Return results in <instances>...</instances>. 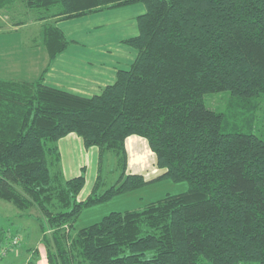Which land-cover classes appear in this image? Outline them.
<instances>
[{"label": "trees", "instance_id": "1", "mask_svg": "<svg viewBox=\"0 0 264 264\" xmlns=\"http://www.w3.org/2000/svg\"><path fill=\"white\" fill-rule=\"evenodd\" d=\"M140 3L137 35L121 42L136 57L98 95L0 78V200L42 213L48 264H264V142L203 102L264 100V0H0V10L44 22L38 45L52 60L70 44L59 21ZM71 134L98 149L99 169L105 153L125 169L126 140L143 138L164 170L154 181L188 189L72 233L85 208L150 182L128 174L73 201L85 179L63 182L56 145Z\"/></svg>", "mask_w": 264, "mask_h": 264}, {"label": "rangeland", "instance_id": "2", "mask_svg": "<svg viewBox=\"0 0 264 264\" xmlns=\"http://www.w3.org/2000/svg\"><path fill=\"white\" fill-rule=\"evenodd\" d=\"M131 7H134L133 10L140 8V13L145 12V7L141 3L131 5ZM67 35L71 37L68 32ZM108 35L111 36L112 32ZM12 75L0 71V78H12L14 76ZM230 101L229 92L206 94L203 98L207 109L223 114L230 124L237 125V128L243 131L252 132L264 142L263 98L251 100L246 104V107L234 106L230 104ZM249 118L252 120L248 123L246 120ZM71 136L79 138L74 134ZM79 140L80 143L76 142V144L69 143V141L63 143L62 140L56 143L60 153L58 169L62 174L63 182L80 175L85 179L83 189L73 201L81 202L94 195L100 197L110 187L124 180L128 174L142 175L145 180H150V183L141 189L85 208L74 222L72 233L100 222L110 213L142 209L146 204L158 201L166 195L181 194L188 189L186 182L174 183L169 179L151 182L152 179L163 174L164 170L156 166L155 155L143 138L133 136L130 137V140H135V142L128 143V145L126 143L127 166L125 169L118 168L117 158L113 153L103 155L102 165L99 169L98 149L96 147L86 149L81 138ZM49 169L52 171L50 166ZM44 221L42 213L36 208L20 211L12 204L0 200V245L2 248L10 246L6 257L2 260L3 263L5 262L4 264H48L46 249L41 242V223ZM50 231L48 230L46 233L50 235ZM14 238H16L17 244L11 246Z\"/></svg>", "mask_w": 264, "mask_h": 264}, {"label": "crops", "instance_id": "3", "mask_svg": "<svg viewBox=\"0 0 264 264\" xmlns=\"http://www.w3.org/2000/svg\"><path fill=\"white\" fill-rule=\"evenodd\" d=\"M134 7L59 21L56 26L70 44L52 60L46 49L38 45L44 22L32 18L17 20L0 10V71L15 76L1 79L31 83L40 80L48 87L81 97L98 95L112 85L117 72L128 69L136 57L133 49L121 43L137 35L136 18L143 13L140 8L133 10ZM61 140L80 143L79 138L71 135ZM133 142L135 140L130 138L126 140L127 145Z\"/></svg>", "mask_w": 264, "mask_h": 264}, {"label": "built area", "instance_id": "4", "mask_svg": "<svg viewBox=\"0 0 264 264\" xmlns=\"http://www.w3.org/2000/svg\"><path fill=\"white\" fill-rule=\"evenodd\" d=\"M17 244V240L16 238L13 239V241L11 242V246H14ZM10 249V246L7 248H1L0 249V264H3L2 260L6 257L7 251Z\"/></svg>", "mask_w": 264, "mask_h": 264}]
</instances>
